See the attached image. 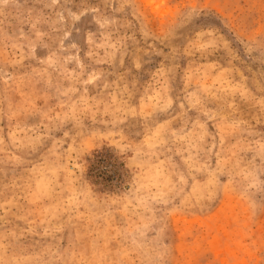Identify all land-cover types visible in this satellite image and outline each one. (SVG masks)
I'll list each match as a JSON object with an SVG mask.
<instances>
[{"label":"rangeland","instance_id":"1","mask_svg":"<svg viewBox=\"0 0 264 264\" xmlns=\"http://www.w3.org/2000/svg\"><path fill=\"white\" fill-rule=\"evenodd\" d=\"M0 264H264V0H0Z\"/></svg>","mask_w":264,"mask_h":264}]
</instances>
